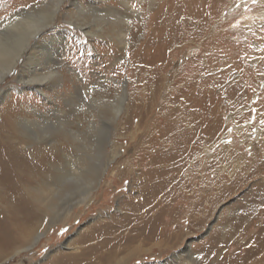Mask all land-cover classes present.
Returning <instances> with one entry per match:
<instances>
[{
	"label": "rangeland",
	"instance_id": "rangeland-1",
	"mask_svg": "<svg viewBox=\"0 0 264 264\" xmlns=\"http://www.w3.org/2000/svg\"><path fill=\"white\" fill-rule=\"evenodd\" d=\"M41 1L44 0H0V21ZM180 1L153 0L149 5L146 0H55L37 8L44 9L43 13L57 11L51 33L61 32V37H53L59 38L55 45L42 44L49 47L48 52L59 51L57 65L52 67L56 75H51L48 82L51 86L43 96L36 87L17 82L11 85L10 93L13 101L23 107L28 105L35 109L40 103L52 111L51 118L41 124L45 127L38 128L41 132L28 129L30 143L48 148L47 141L55 133L53 141L66 143L69 150L74 145H82L85 152L81 155L72 152L76 167L73 173L65 170L63 157L65 163H58L57 186L54 193L49 194L52 199L49 206L51 210L61 206L59 214L66 215V220L48 226L33 249L24 253L27 256L24 264H46L55 255L73 253L79 246L77 242L90 231H97L98 238L117 243L133 237V231L119 229L123 222L121 217L138 202L146 188L149 167L165 169L164 177L168 181L164 192L171 190L151 215H155L159 207L167 211L160 214L162 221L158 231L161 235L176 234V238L170 241L169 247L160 249L162 236L149 244L146 240L135 242L131 247H139L140 255L128 264H206V256L213 250L216 251L214 264H264V247L245 252L255 247L256 240L263 241L264 245V104H260L264 99V0H256V3L252 0H199L196 8H192L194 3L192 6L190 2L186 4V0ZM178 5L183 9L191 7L190 11L196 14L207 13L212 23L207 35L199 36L198 43L177 51L173 49L182 44L172 46L166 49L167 57L157 52L151 59L158 65L166 64L163 76L172 74L166 91L170 84L175 83L174 88L185 84L183 77L194 71L193 65L199 62L194 57L201 50V43L216 39L212 34L228 33L221 43L233 41L232 49L239 48L240 52L230 60L225 56L221 65L215 62L208 68L214 70L213 73L198 78L199 85L196 80L192 82L201 89L198 100L193 103L197 119L192 124L182 123L177 136L171 137L179 144L180 155L164 165L161 158L172 149L168 143L160 144L157 133L162 128L165 130L168 112L177 105L173 101L176 91L170 88L168 96H162L160 87L153 88L152 97L158 99L155 109L146 106L143 117L138 110L127 131L121 124L131 95L134 93L136 103L143 104L151 91L147 85L154 84L159 77L158 72L151 76L149 70L138 71L141 63L134 60L138 57V48L158 26L155 20L161 15L162 7L171 12L178 9ZM95 8L101 11L97 13ZM104 13H114L115 18L96 17ZM181 18L186 24L190 22L185 16ZM41 36L39 39L44 40L49 34ZM15 74L14 71L13 78ZM207 77L212 79L207 80ZM64 89L65 96L61 93ZM101 91H110L111 97L118 92L123 97L122 110L114 122L109 114L112 103L100 104L93 100ZM2 104L0 102V107ZM102 105L107 107L102 109ZM145 113L154 127L149 133L145 128L137 132V122L145 119ZM59 115L62 116L57 117ZM116 122L120 126L117 127ZM193 125H196L195 130ZM116 127L118 135L113 139ZM62 128V132L66 129L65 137L60 132ZM151 133L153 138L148 139ZM112 141L118 144V153L113 159L110 155ZM189 147H195L193 154L187 152ZM157 162L162 166H150ZM97 168L98 178H93L97 183L92 184L88 202L75 203L81 189L85 190V183L90 184L92 175L89 174ZM78 179L83 183L76 185ZM39 186L28 188V194L37 191ZM251 202L255 204L252 208L248 207ZM42 212L48 215L49 209L42 205ZM129 212L128 225L138 226L139 222H134L135 214ZM256 234L259 235L253 241Z\"/></svg>",
	"mask_w": 264,
	"mask_h": 264
},
{
	"label": "bare ground",
	"instance_id": "bare-ground-1",
	"mask_svg": "<svg viewBox=\"0 0 264 264\" xmlns=\"http://www.w3.org/2000/svg\"><path fill=\"white\" fill-rule=\"evenodd\" d=\"M72 1L74 2L76 0ZM146 1H148L149 5L153 3V0ZM198 1L199 0H186L185 2L186 4L190 2L191 5L194 3L192 8H196V6H198ZM54 2L55 0L41 1L37 6L12 13L8 18L0 21V102L3 103L0 107V264H24V260H27V256L24 253L33 249V246L37 244L48 226L54 224V222L66 220V215L59 214L62 211L60 209L61 206H54L52 210L50 209L49 205H51L50 201H52V199L49 197V194L54 193L57 186L58 163L62 162L61 164H64L66 162L64 167L65 170H70L69 172L73 173L76 167L72 161V152H75L77 155L84 154L85 152L84 149H82V145H72L73 147L69 150L66 143H57L53 141L52 137L56 136L55 133H52L53 136L50 137V141H47L50 146L48 148L42 146L40 143H30L29 135L27 136L26 134L28 129L35 131V133L41 132L42 130L38 128L45 127V125L41 126V124L45 123L47 119L49 120V117L51 118L50 114H52V111L46 110V105L38 102H36L38 103V107L35 109L28 105L26 107L24 105L23 107V105L16 104L13 101L14 97H12L10 93L12 88L11 85L14 82L23 86L30 85L36 87L42 96L44 95V91L51 86L49 85V79L52 77L51 75L53 73L55 74V71L52 73V67L57 65V57L59 56L57 53L59 51L56 53L51 51L48 52L49 47L47 49L44 45L49 43L55 45V42L57 43L59 38L57 40L56 37L55 40L53 37L60 36L61 32H57L56 34L53 32L54 35L51 33L54 29V17L57 11L54 9L52 12L43 13L44 9L41 10V8L39 10L37 8L50 5ZM181 2L182 1L179 3ZM182 7L183 6L178 5V9H174L171 12L168 8L163 9L162 7L160 12L161 15L155 20L158 21V26L149 37L144 39L140 48H138V57L134 59L141 63V66L137 67L138 71L142 73V71L146 70L147 72L149 70L152 74H150L151 76H156L155 74L158 72L159 77L158 81H155L154 84L147 85L151 91L147 94L145 101L143 100L142 106L140 103H136L137 99L134 93L131 95L132 98L129 99L126 105L125 118L121 124V126L124 125L123 130L127 131L130 129L133 120L132 117L137 115L138 110L142 116L144 114H142V112L147 108L146 106L151 108L155 107L156 100L158 99L155 100L152 97L154 93V90L152 91L153 88L158 89V87H160V90H162L160 95L162 96H168L167 92L170 88L173 92L176 91L177 94L173 101L175 104L177 103V105L174 106L173 109H170L172 111L168 112L170 115L164 127L166 132L162 128L161 131L157 133L161 140L160 144L168 143L172 149L170 153L161 158L163 161H161V163L164 165L179 154V144H175L176 141L174 142L171 137L177 136V129L181 128L180 125L182 123L192 124L197 119V111L193 103L194 100L196 101V98L198 100L201 89L196 88L197 86L193 85L192 82L196 80L198 82L197 85H199L200 80L198 78L213 73L214 70L208 68H211L215 62L221 65L224 63L222 60L225 56H228L230 60L231 57L235 58L236 54L240 52L239 48L237 50L232 49V46H234L233 41L221 43L222 38L228 33L212 34L211 36L216 37V39L205 40L201 43V50L195 55L196 57H194L195 60L199 59V62L193 65L194 71L192 70L188 76L183 77L186 81L185 84L181 88H174L173 86L176 85L175 83L173 86L170 84L166 91V84L171 80L172 74H170V76H166V74L163 76L162 74L166 64L162 63L158 65L157 61L155 62L151 59L157 56V52L164 56H168L166 49L172 46L182 44V46L173 49V51H177L188 45L190 46L192 44L194 45V43H198L199 36L203 34L207 35V31L210 29V24L212 23L210 17L206 15L207 13L203 15L196 14L190 11L192 9L191 7L188 9H183ZM34 8H36V10ZM95 11L98 13L101 10L95 8ZM106 16L114 17V13L99 14V16L96 17H102L103 19ZM181 16L189 18L190 22L188 24L184 23L185 20L183 18L180 19ZM176 22L178 26H176ZM45 34H49V36L44 40L41 39V35ZM229 34L231 35L232 33ZM39 36H41V40ZM152 53L153 56H150ZM189 53L190 52H188V54ZM144 54H146L145 58H143ZM207 64H209V66ZM156 67H158L157 71L155 70ZM14 71L16 74L13 78L12 73ZM224 71L227 73V69ZM226 73L224 75H226ZM224 75L222 77H225ZM149 77L150 76L147 75V78ZM208 79H212V77H207V80ZM175 80L177 79L175 78L174 81ZM164 90L166 91L165 93H163ZM61 93L65 96V89ZM111 96L112 94L110 91H101L100 96L93 100L100 104H104L107 101L112 103L109 114L111 113L110 118L114 122L122 110L121 101H123V97L121 93L118 92L115 96ZM263 100L264 99H262V103L260 102V104H264ZM164 102L162 101L161 103ZM103 106L104 105L100 107L102 109L107 107L106 105L105 107ZM60 116L62 115L57 117ZM149 118L147 113H145V119L138 120L137 126L135 127L137 132H139L141 128H145L147 129V133H149L150 129L154 127L152 126L154 124H149ZM186 124L183 126L187 127ZM115 125L117 127L120 126L117 122ZM117 127L113 130V139L118 135ZM195 128L196 125H193L192 129L195 130ZM62 130L63 128L60 132L65 137L66 129L63 132ZM168 133L172 134L167 137L166 134ZM151 138H153L152 133L148 136V139ZM160 144L157 146H160ZM186 150L188 153L193 154L195 147H189ZM117 153L118 144L112 141L110 154L112 159ZM62 157L65 162L62 161ZM155 165L162 166V164L158 162L157 164L152 163L150 166ZM129 168L132 170L131 167ZM151 170L152 168L149 167V175L147 174V179L145 178L147 185L146 188L142 190L138 202L131 209H127V213L121 217L123 225L121 224L119 229L121 231H133V237H130L129 240L126 239V242L117 243L114 240L98 238L97 231V233L95 231V233L90 231V233L83 236L77 242L79 246L75 252L55 255L51 257L46 264H128L133 257L140 255V251L138 250L139 247H131L135 242H144V240H146L148 243L161 236L162 238L158 244L159 249L169 247L168 244H170L172 239L176 238V234L161 235L158 231V229H160L158 224L162 221L160 219V214L167 211H161L159 207V210H155V215H151V212H153L159 204L164 202L167 195H170L169 193H171V190L169 193L164 192L165 185L168 181V178L164 177L166 175L165 169H153L152 172ZM91 175L92 179H89L90 184L85 183V190H83L84 188L81 189L78 198L74 201L75 203L88 202L87 199L91 193L90 191L93 189L94 183H97L94 179L95 177L98 178V168L95 169L93 173L89 174V176ZM81 183H83V180L78 179L76 185H80ZM37 184L38 186L40 184V186L37 187L38 190H34V192L29 195L27 192L28 188ZM42 205L49 209L48 215L42 212ZM253 205L255 204L251 202L248 207L252 208ZM54 211L57 214H55ZM129 211L135 214L133 215L134 222L137 221L140 225H128L127 222L130 221L127 218V216L130 215ZM115 231L118 232L117 230ZM256 235L252 237L253 241L256 240L259 234ZM262 243L263 241L258 242L256 240L255 247L251 248V246L248 248L247 251H245L246 254L251 251L260 250L264 247ZM215 252L216 251L213 250L210 252V255L208 254L209 256H206V264L215 263ZM246 254H244V256Z\"/></svg>",
	"mask_w": 264,
	"mask_h": 264
},
{
	"label": "snow or ice",
	"instance_id": "snow-or-ice-1",
	"mask_svg": "<svg viewBox=\"0 0 264 264\" xmlns=\"http://www.w3.org/2000/svg\"><path fill=\"white\" fill-rule=\"evenodd\" d=\"M253 3H256V0H252Z\"/></svg>",
	"mask_w": 264,
	"mask_h": 264
}]
</instances>
